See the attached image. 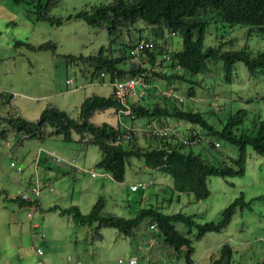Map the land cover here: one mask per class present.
Instances as JSON below:
<instances>
[{
    "label": "rangeland",
    "instance_id": "1",
    "mask_svg": "<svg viewBox=\"0 0 264 264\" xmlns=\"http://www.w3.org/2000/svg\"><path fill=\"white\" fill-rule=\"evenodd\" d=\"M108 1L59 0L51 10V15L65 19L64 24L58 27L36 19L30 12L36 10L32 0L20 3L0 0V91L14 96L13 104L23 118L36 120L47 106L65 110L76 117L79 106L87 97L94 93L103 96L112 93L109 80L104 84L90 82L81 73L84 66L67 59L68 55L94 54L109 44L106 29L93 28L81 20H67L87 6ZM139 26L143 27L142 24ZM18 41L35 46L53 42L57 44V51H32L25 46H17ZM175 42H180V39L176 38ZM205 45H222L223 50L246 47L256 55L264 51V31H251L246 26H212ZM225 71L222 61L213 62L204 75L195 78L204 88L197 87L194 98L187 96L188 82L182 83L175 94L184 99L190 109L203 111L210 122L216 117L211 113L213 110L218 111V116L223 119L240 109L249 111L251 119L254 113L264 118V78H251L246 66L237 63L232 81L228 83ZM69 79L73 80L72 84H67ZM111 112L96 113L91 121L117 125L119 117ZM122 121L129 123L125 117ZM169 121L172 126L176 123L174 128L180 132L193 127L185 121ZM48 132L45 139H28L17 146L15 139H10L12 150L7 147V141L0 138V190L6 191V196H0V264H118L119 259L130 258L137 264H186L184 255L178 256L166 247L161 248L154 231L149 236L145 235L148 238L143 240L126 238L114 228H102L103 238L98 239L94 235L96 225L77 226L68 216L50 212L49 209L55 205L64 208L77 205L83 214H89L99 196H103L106 201L104 215L129 218L130 208L131 212L138 209L136 201L140 196L130 191L132 184L156 179L165 188L167 198L172 193L169 188L172 180L169 176L141 169L143 162L134 159V166L128 167L124 182L104 180L100 176L101 170L96 167L102 159L97 146L85 145L76 136L75 140L66 141L62 136L52 135L51 129ZM210 142L217 143V138L204 136L203 142L194 150H208ZM218 143V152L230 158L238 157L236 147L225 141ZM53 152L62 159L61 163L55 164L48 157V153ZM72 160L76 167L66 164ZM12 162L16 167L11 166ZM18 168L22 171L19 172ZM92 170L99 176H91ZM37 178L42 206L35 210L29 209L33 203L28 207L20 206L15 197L28 193L29 181L37 182ZM208 188L211 194L202 201L187 195L178 197L175 193L171 206L163 202V207L169 206L163 212L196 215L194 219L198 223L218 222L224 210L242 194L246 202L252 203L249 209L237 208L231 223L220 233H208L197 241L194 239L197 230L192 229L189 237L195 247L194 264H212L226 243L234 250L231 264L262 262L264 156L249 149L244 176H212L208 179ZM158 193L161 194L160 190ZM161 197H158V204ZM36 224L38 229H35Z\"/></svg>",
    "mask_w": 264,
    "mask_h": 264
},
{
    "label": "trees",
    "instance_id": "2",
    "mask_svg": "<svg viewBox=\"0 0 264 264\" xmlns=\"http://www.w3.org/2000/svg\"><path fill=\"white\" fill-rule=\"evenodd\" d=\"M21 1L16 0L18 3ZM58 2L32 0L36 10L30 12L38 21L62 26L65 19L51 15ZM72 19L81 20L93 28L106 29L110 37L109 44L94 54L67 56L72 63L84 66L82 75L88 81L100 84L109 80L112 87L116 81L142 76L147 84L146 96L139 105L132 107L133 115L129 117L120 114L122 105L112 91L108 96L94 93L87 97L79 106L76 117L65 110L47 106L38 119L31 121L19 114L12 94L0 91V138L6 140L7 147L12 150L10 139H15L16 146L22 145L28 139H45L51 129L52 135L62 136L66 141H73L76 136L85 145L97 146L102 159L96 167L107 173L109 180L124 182L128 167L134 166L133 159L143 162L141 169L171 177L169 188L172 193L167 198L165 188L156 183V179L146 189L130 190L140 196L136 201L138 209L131 212L130 208L129 218L104 215L106 201L103 196H99L89 214H83L77 205L67 208L55 205L49 211L68 216L77 226L96 225L94 235L98 239L103 238L102 228H114L126 238L143 240L148 238L145 235L149 236L154 231L161 248L166 247L178 256L184 255L186 264H194L195 247L189 237L192 229L197 230L194 238L197 241L208 233H220L231 223L237 208L249 209L252 201L246 202L242 194L224 210L218 222L198 223L194 219L196 215L184 212L167 214L163 210L172 205L175 193L178 197L192 196L197 201L208 199L211 194L208 179L212 176H244L248 150L264 156V118L254 113L251 119L249 111L240 109L223 119L218 116V111L213 110L211 113L216 117L210 122L203 111L190 109L186 103L178 104L174 97L163 94L166 89L176 92L182 83L188 82L187 96L194 98L196 88H204L195 78L204 75L211 63L219 61L224 64L228 83L232 81L237 63L246 66L251 78H264V51L253 55L246 47L223 50L222 45H205L212 26H246L251 31H264V0H109L87 6L67 18ZM176 38L180 42L176 43ZM140 39L152 41L155 49L145 51L149 61L137 66L131 60V51ZM16 45L32 51H57V44L53 42L35 46L18 41ZM164 53L171 56L169 62L161 59ZM177 65H180V70H177ZM161 83H165L164 86ZM106 111H112V115L119 117L117 125L91 121L96 113ZM124 117L129 123L122 121ZM170 119L188 122L193 127L161 138L145 137L137 132L148 124L174 128L176 123L172 126ZM127 134H130L129 139L125 137ZM204 136H215L217 143L225 141L236 147L238 157L230 158L218 152L216 142H210L208 150L196 152L194 147L203 142ZM2 195L6 196V191L0 190ZM159 196H162L160 204ZM14 200L23 207L32 204L20 196ZM163 202L169 206L163 207ZM233 253L229 244H223L219 258L212 260V264H231ZM254 264H264V260Z\"/></svg>",
    "mask_w": 264,
    "mask_h": 264
},
{
    "label": "built area",
    "instance_id": "3",
    "mask_svg": "<svg viewBox=\"0 0 264 264\" xmlns=\"http://www.w3.org/2000/svg\"><path fill=\"white\" fill-rule=\"evenodd\" d=\"M155 49V45L152 41H147L146 39H140L135 44V48L131 51V60L133 63H135L137 66H141L143 63H147L149 60L147 58V55L145 54V51L150 50L153 51ZM161 59L165 62H169L171 60V56L169 54H163ZM177 70H180V65H177ZM73 80L69 79L67 80V84H72ZM147 84L145 83L143 77H135V78H125L119 81H116L113 84V91L117 99L120 101L122 108L120 110V114L124 116H132L133 115V106L139 105L141 103L142 99L146 96V88ZM166 97H174L177 102L184 103V99L177 96L173 89H166L164 94ZM137 132L140 135H144L145 137H151V136H157L159 138L165 137L167 135L177 134V130L175 128H169L168 126H156L153 124H148L144 128L138 129ZM134 131V133H137ZM193 135L197 136L196 133H193ZM126 139H129L130 134L125 135ZM192 138V135L190 136ZM187 141V140H186ZM199 141V139L197 140ZM217 147H220L218 143H216ZM48 155L51 157V159L55 162V164H59L62 162V159L57 156L55 152L48 153ZM68 166L76 167V163L74 160L68 161L66 163ZM12 167H16V164L14 162L11 163ZM81 169V168H80ZM18 171L21 172L22 169L18 168ZM91 176L98 177L97 173L92 170ZM103 178L107 179L110 177L107 173H101ZM153 181H141L134 183L130 186V190L135 192L139 189H146L147 187H150L152 185ZM50 190H53L52 187H50ZM21 197L23 201L31 202L33 205L29 208L31 210L39 209L42 206L41 202V189L39 184H36L35 186L31 187L28 190V193H25L23 195H18ZM17 196V197H18ZM30 216H33V214L29 213ZM39 227L35 225V229H38ZM39 254H41V251H38ZM82 264V263H78ZM118 264H137V261L130 258L128 260L125 259H119Z\"/></svg>",
    "mask_w": 264,
    "mask_h": 264
},
{
    "label": "crops",
    "instance_id": "4",
    "mask_svg": "<svg viewBox=\"0 0 264 264\" xmlns=\"http://www.w3.org/2000/svg\"><path fill=\"white\" fill-rule=\"evenodd\" d=\"M112 91H113V88H112ZM38 180H39V178H37V182H34V180H30L29 181V187L31 188V187H33V186H35L37 183H38ZM153 179H151L150 181H152ZM51 183V182H50ZM156 183H157V181H156ZM155 183V184H156ZM154 189V188H153ZM37 225V224H36ZM38 226V225H37ZM39 227V226H38ZM156 245V244H155Z\"/></svg>",
    "mask_w": 264,
    "mask_h": 264
},
{
    "label": "clouds",
    "instance_id": "5",
    "mask_svg": "<svg viewBox=\"0 0 264 264\" xmlns=\"http://www.w3.org/2000/svg\"><path fill=\"white\" fill-rule=\"evenodd\" d=\"M166 65V64H165ZM178 104H181V105H183V104H185L186 102L184 101V103H179V102H177ZM16 198V197H15Z\"/></svg>",
    "mask_w": 264,
    "mask_h": 264
}]
</instances>
